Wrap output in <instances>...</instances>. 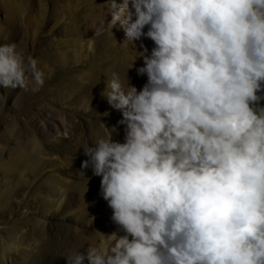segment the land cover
Listing matches in <instances>:
<instances>
[{
    "label": "clouds",
    "instance_id": "obj_1",
    "mask_svg": "<svg viewBox=\"0 0 264 264\" xmlns=\"http://www.w3.org/2000/svg\"><path fill=\"white\" fill-rule=\"evenodd\" d=\"M105 2L124 43L154 46L141 44L139 90L114 73L102 93L123 142L101 123L82 147L116 231H95L68 264H264V0ZM46 78L0 44V89Z\"/></svg>",
    "mask_w": 264,
    "mask_h": 264
},
{
    "label": "rangeland",
    "instance_id": "obj_2",
    "mask_svg": "<svg viewBox=\"0 0 264 264\" xmlns=\"http://www.w3.org/2000/svg\"><path fill=\"white\" fill-rule=\"evenodd\" d=\"M107 12L105 0H0V44L15 43L25 56L37 59L48 77L37 92L31 91V82L27 91L0 89V135L7 136L6 127L13 123L21 142L36 138L43 149L40 168L14 172L8 198L0 200V233L16 243L8 264H68L66 255L85 252L97 235L77 240L64 224L53 222L73 190L81 193L80 206L100 211V185L89 176L92 168H83L81 186L71 184L74 178L64 169L89 159L82 147L104 134L102 124L112 130V137L124 140L121 112L102 93L114 73L139 90L147 80L136 71L143 66L141 44L149 52L154 46L146 38L124 43L123 31L107 24ZM32 106L53 115L63 111L64 117L58 118L67 123V131L44 140L30 122ZM103 211L98 213L104 220L95 230L116 231L111 209Z\"/></svg>",
    "mask_w": 264,
    "mask_h": 264
},
{
    "label": "bare ground",
    "instance_id": "obj_3",
    "mask_svg": "<svg viewBox=\"0 0 264 264\" xmlns=\"http://www.w3.org/2000/svg\"><path fill=\"white\" fill-rule=\"evenodd\" d=\"M27 113L30 118V122L43 136L44 140L51 139L53 135H58L67 131V123L58 118V116L64 117L63 111H59L56 113L57 115H53L52 112L48 111L46 108L32 106L29 108ZM11 125L6 127L7 131L5 134H7V136L0 135V200L3 201H6L10 194L9 188L11 187V182L14 180V172L15 174H18V172H21L20 170L23 171L25 169L35 172L43 164L41 156L43 149L41 150V143L35 138L24 144L23 142L25 141H20L21 138L19 139L18 133L15 131L16 129L12 128ZM112 138L113 140L123 142V140L118 138ZM89 167L92 168L91 166ZM84 169L82 166L77 165L72 167L71 170H68L67 168L64 169V172L67 173L69 178H74L71 184L81 186L80 181L86 179L84 177ZM88 171L89 176L93 177L94 180L96 179V183L98 182L100 185V177L94 176L91 169ZM74 187L78 190L76 186ZM98 200L99 207H97L100 211L95 212L94 209H88L87 207H84V209L80 206L83 201L81 193H77V191L73 190L72 193L67 196L66 201L61 204V212L54 215L56 218L53 222L55 223L57 221L64 224L65 226L61 227L65 228L67 232L74 235V238L77 240L84 241L86 240V237L96 235L95 229L97 224L101 222V220H104L101 216H99L98 212H102L103 210L108 211V209L110 210L107 203L101 196H99ZM56 225H58V223H56ZM53 226L55 225L53 224ZM0 237H3L9 246V250L0 256V264H8L9 258L12 256V252L15 248L14 244L16 243H13L11 238L2 236L1 233Z\"/></svg>",
    "mask_w": 264,
    "mask_h": 264
}]
</instances>
